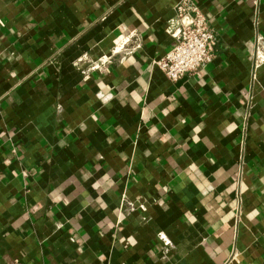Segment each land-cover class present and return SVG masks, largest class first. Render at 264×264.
I'll return each mask as SVG.
<instances>
[{"label": "crops", "instance_id": "1", "mask_svg": "<svg viewBox=\"0 0 264 264\" xmlns=\"http://www.w3.org/2000/svg\"><path fill=\"white\" fill-rule=\"evenodd\" d=\"M180 1L0 0V264H264V0H194L216 55L171 81Z\"/></svg>", "mask_w": 264, "mask_h": 264}, {"label": "built area", "instance_id": "2", "mask_svg": "<svg viewBox=\"0 0 264 264\" xmlns=\"http://www.w3.org/2000/svg\"><path fill=\"white\" fill-rule=\"evenodd\" d=\"M175 9L176 18L171 21L168 28L169 33L175 38V44L163 57L153 61V64L171 81L194 75L209 65L215 58L218 43L208 16L197 2L182 0L177 3ZM139 47L137 39L128 37L114 47L111 55L97 59H91L86 55L79 58L75 66L86 76L92 72L105 73L117 55H123L124 59ZM254 58L255 68L264 64V38L261 36H257L255 40Z\"/></svg>", "mask_w": 264, "mask_h": 264}]
</instances>
